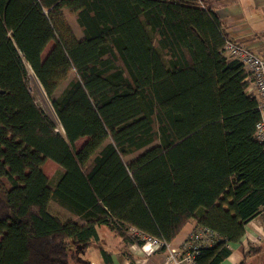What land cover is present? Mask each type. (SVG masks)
I'll use <instances>...</instances> for the list:
<instances>
[{
	"label": "trees",
	"instance_id": "obj_1",
	"mask_svg": "<svg viewBox=\"0 0 264 264\" xmlns=\"http://www.w3.org/2000/svg\"><path fill=\"white\" fill-rule=\"evenodd\" d=\"M62 10L81 39L67 37ZM226 41L205 0H0V264H72L71 243H96L98 227L125 243H144L131 229L171 243L190 221L217 236L198 264L222 263L264 217L259 112ZM103 61L133 93L113 86ZM46 160L60 171L52 188ZM52 201L81 223L52 215ZM238 264H264V243Z\"/></svg>",
	"mask_w": 264,
	"mask_h": 264
},
{
	"label": "crops",
	"instance_id": "obj_2",
	"mask_svg": "<svg viewBox=\"0 0 264 264\" xmlns=\"http://www.w3.org/2000/svg\"><path fill=\"white\" fill-rule=\"evenodd\" d=\"M205 6L221 19L230 40L264 58V0H205ZM250 90L251 83L245 89L246 94H250ZM42 170L49 180L50 172L59 168L56 163L46 160ZM60 210L66 212L62 208ZM70 215L71 220L81 223L77 217ZM195 227L194 221L188 222L170 245H178ZM244 230L240 243L231 246L230 255L220 264H238L250 246L264 243L263 216L252 219ZM97 235L98 241L91 242L86 248L80 244L72 246V264H105L100 248L109 254L110 264H163L164 250L144 248V244L125 243L105 227H98ZM123 251L130 256V260L122 255Z\"/></svg>",
	"mask_w": 264,
	"mask_h": 264
},
{
	"label": "built area",
	"instance_id": "obj_3",
	"mask_svg": "<svg viewBox=\"0 0 264 264\" xmlns=\"http://www.w3.org/2000/svg\"><path fill=\"white\" fill-rule=\"evenodd\" d=\"M223 49L227 58L240 63L250 75V94L255 99L259 112V120L254 127V137L257 142L264 146V58L231 41H226ZM130 232L139 236L144 242V248L151 247L156 250H164L163 264H198L196 259L199 250L202 247L212 246L217 240L214 232L201 226H196L176 246L144 236L134 229H131Z\"/></svg>",
	"mask_w": 264,
	"mask_h": 264
},
{
	"label": "rangeland",
	"instance_id": "obj_4",
	"mask_svg": "<svg viewBox=\"0 0 264 264\" xmlns=\"http://www.w3.org/2000/svg\"><path fill=\"white\" fill-rule=\"evenodd\" d=\"M60 23L63 27V30L65 31L67 37L71 41H77L81 39L82 33L81 29L78 27L74 15L70 13L67 10H62V12L59 15ZM53 43L48 44L47 48L45 49L43 53V57L48 52L49 48L52 46ZM97 66L103 70L109 81L113 84V86L119 90L127 91V92H134V88L129 84L127 81L125 75L123 72L113 63L108 61H103L101 63H98ZM28 85L31 94L33 95L38 107L43 111L44 114H46L48 117H50L54 123L56 124V127L58 131H61L59 124L57 123L55 117L53 116V112L51 109V105L49 102V99L44 92L41 85L38 83V81L35 79L31 71L28 69ZM62 87H59L54 93L57 94L61 90ZM87 140V138H83L82 140L76 142L74 144L75 150H78L81 145ZM139 152L132 153L126 157L123 158V161L125 163L129 162L130 160L134 159L135 156ZM60 171H52L49 174V186L52 188L54 186V183L59 175ZM48 211L59 218H61L62 221H68L71 219V215L67 212H63L60 210L59 206L55 202H50L48 206ZM131 233V232H130ZM70 245V249H72V245Z\"/></svg>",
	"mask_w": 264,
	"mask_h": 264
},
{
	"label": "water",
	"instance_id": "obj_5",
	"mask_svg": "<svg viewBox=\"0 0 264 264\" xmlns=\"http://www.w3.org/2000/svg\"><path fill=\"white\" fill-rule=\"evenodd\" d=\"M28 69H29V67H28ZM52 109V108H51ZM52 112H53V110H52ZM53 116L55 117V115H54V112H53ZM55 119H56V117H55ZM56 121H57V119H56ZM58 123V122H57Z\"/></svg>",
	"mask_w": 264,
	"mask_h": 264
}]
</instances>
